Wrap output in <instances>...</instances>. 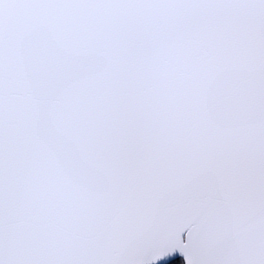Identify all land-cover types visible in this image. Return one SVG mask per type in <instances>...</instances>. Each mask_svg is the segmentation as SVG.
I'll list each match as a JSON object with an SVG mask.
<instances>
[{"label":"snow or ice","instance_id":"obj_1","mask_svg":"<svg viewBox=\"0 0 264 264\" xmlns=\"http://www.w3.org/2000/svg\"><path fill=\"white\" fill-rule=\"evenodd\" d=\"M0 264H264V0H0Z\"/></svg>","mask_w":264,"mask_h":264}]
</instances>
